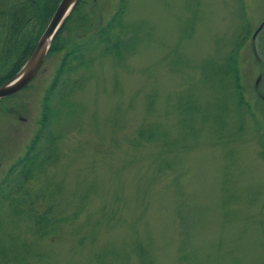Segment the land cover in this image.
I'll return each mask as SVG.
<instances>
[{"label": "rangeland", "instance_id": "1", "mask_svg": "<svg viewBox=\"0 0 264 264\" xmlns=\"http://www.w3.org/2000/svg\"><path fill=\"white\" fill-rule=\"evenodd\" d=\"M118 3L84 0L93 31ZM263 21L264 0H127L110 31L120 56L89 35L90 66L75 74L83 87L53 101L58 158L32 187L34 199L56 204L53 216L79 214L32 250L48 264H111L89 262L108 249L139 264L137 245L148 264H264V119L239 104L247 90L264 111L253 88L261 76L264 97V35L251 42ZM57 64L49 58L25 90L0 99V192L34 138ZM8 212L0 206V243L15 247L23 224Z\"/></svg>", "mask_w": 264, "mask_h": 264}, {"label": "trees", "instance_id": "2", "mask_svg": "<svg viewBox=\"0 0 264 264\" xmlns=\"http://www.w3.org/2000/svg\"><path fill=\"white\" fill-rule=\"evenodd\" d=\"M126 1L119 0L114 20L104 26H100L97 31H93L90 26L91 17L83 11L84 0H81L65 20L52 42L48 56L57 57L58 64L53 74V81L45 90L41 103L38 129L34 138L26 147L25 152L16 158L15 164L10 167L1 184L4 190L0 192V203H3L4 208L9 210V215H15V227L18 228L21 224L23 226L20 232L15 229V247L8 243H0V264H48L43 258L44 252L40 254L36 252V248L32 250L31 242L37 244L45 240L50 242L58 240L57 237L61 236L58 225L62 223L70 224L78 217L79 213L77 212H74L73 216L70 217L53 216L56 211V204L51 203L49 199H34L33 193L35 192L32 187L36 178L43 173L45 167L58 158L55 143L59 135L53 128L60 114V109L53 107V101L57 93L61 94L64 92L63 95L66 96V93L69 95L83 87L86 80L84 74H75L78 69H87L90 66L91 61L83 53L88 48V45L92 43V40L88 39L89 35L94 34L100 42L108 44L106 51H115L116 56H120L119 43L117 42L119 35L110 33V31L114 28L115 21L119 25L123 24L121 20L124 17ZM58 2L59 0H24L20 3L16 2L17 5L15 3V10L6 12L8 14L11 13L12 22L15 19V35H31L34 37L32 42L25 46L11 74L19 69L23 61L31 53L34 43L51 18ZM3 15H5V12H3ZM72 26L82 30V36H76L74 30L71 29ZM263 35L264 32H261L259 37L261 38ZM247 36L248 34L244 35L243 42L238 48L245 43ZM69 104L72 105L71 102ZM155 130H153V135ZM138 137H144L142 128L138 130ZM41 143L42 149L39 150ZM10 183L12 184L11 186H9ZM10 190L14 194H10ZM11 197H15V200ZM83 227L81 225L79 229ZM85 228L86 230L90 229L87 233L88 236L95 231L92 224L91 228ZM30 233L35 236V241H30V237L27 236ZM81 245L76 240L73 247L74 249H79ZM110 249L112 248L110 247ZM136 254L140 259L139 264H148L146 251L138 245ZM131 255H123L113 249H108L99 251L96 254L93 253L89 262H98L102 257H106L111 259V264H132Z\"/></svg>", "mask_w": 264, "mask_h": 264}, {"label": "water", "instance_id": "3", "mask_svg": "<svg viewBox=\"0 0 264 264\" xmlns=\"http://www.w3.org/2000/svg\"><path fill=\"white\" fill-rule=\"evenodd\" d=\"M78 1L79 0H61L59 2L52 19L42 33L31 57L12 80L0 87V98L19 91L34 78L49 50L50 42L57 33L64 19ZM260 28L261 26L256 30L254 37L259 32Z\"/></svg>", "mask_w": 264, "mask_h": 264}, {"label": "flooded vegetation", "instance_id": "4", "mask_svg": "<svg viewBox=\"0 0 264 264\" xmlns=\"http://www.w3.org/2000/svg\"><path fill=\"white\" fill-rule=\"evenodd\" d=\"M4 42L1 51V70L12 73L15 66V35H0V43Z\"/></svg>", "mask_w": 264, "mask_h": 264}]
</instances>
